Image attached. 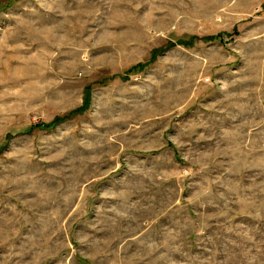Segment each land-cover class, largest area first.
Segmentation results:
<instances>
[{
	"label": "rangeland",
	"instance_id": "374dc122",
	"mask_svg": "<svg viewBox=\"0 0 264 264\" xmlns=\"http://www.w3.org/2000/svg\"><path fill=\"white\" fill-rule=\"evenodd\" d=\"M0 264H264V0H0Z\"/></svg>",
	"mask_w": 264,
	"mask_h": 264
},
{
	"label": "trees",
	"instance_id": "16d2710c",
	"mask_svg": "<svg viewBox=\"0 0 264 264\" xmlns=\"http://www.w3.org/2000/svg\"><path fill=\"white\" fill-rule=\"evenodd\" d=\"M179 43H180V44H183V45H191V44H192L191 41H190V42H186V43L183 42V41H180ZM157 53H158V51H155V52L153 53V56H152V58L149 60V62H147V63H145V64H139V65L133 67L128 73H129V74H134V73H139V72L143 71V70H144V67H146V66L152 64V63L156 60V58H157ZM128 73H127V76H126L125 78L129 77V76H128ZM88 93H89V92H86V93H85V99H86V102L89 101V100H88ZM75 114H76V113H70L69 115H66V116H64V117H62V118H57V119H55L51 124H47V125L42 126V127H43V129L54 128V127H56L58 124H60V123H62V122H64V121H66V120H69V119L73 118V116H74ZM32 130H34V129L31 128L30 131H32Z\"/></svg>",
	"mask_w": 264,
	"mask_h": 264
}]
</instances>
